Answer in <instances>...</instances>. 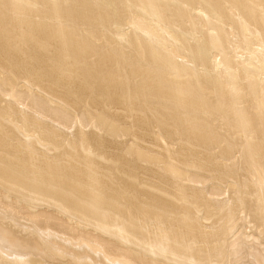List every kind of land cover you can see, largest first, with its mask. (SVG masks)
Masks as SVG:
<instances>
[{
    "label": "bare ground",
    "instance_id": "obj_1",
    "mask_svg": "<svg viewBox=\"0 0 264 264\" xmlns=\"http://www.w3.org/2000/svg\"><path fill=\"white\" fill-rule=\"evenodd\" d=\"M0 264H264V0H0Z\"/></svg>",
    "mask_w": 264,
    "mask_h": 264
}]
</instances>
